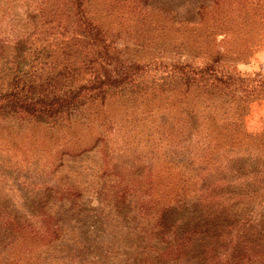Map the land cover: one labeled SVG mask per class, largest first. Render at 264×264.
Listing matches in <instances>:
<instances>
[{"label":"rangeland","instance_id":"1","mask_svg":"<svg viewBox=\"0 0 264 264\" xmlns=\"http://www.w3.org/2000/svg\"><path fill=\"white\" fill-rule=\"evenodd\" d=\"M27 33L41 44L0 56V91L35 68L72 97L0 112V264H221L252 190L264 251V0H0V42ZM203 209V240L167 248Z\"/></svg>","mask_w":264,"mask_h":264},{"label":"trees","instance_id":"2","mask_svg":"<svg viewBox=\"0 0 264 264\" xmlns=\"http://www.w3.org/2000/svg\"><path fill=\"white\" fill-rule=\"evenodd\" d=\"M69 25V26H68ZM74 25V26H73ZM72 27V29H74L75 31V37H76V41L78 42L77 36H78V31L82 30V28H78L77 25L75 24H65L63 26V28L65 30H68V28ZM91 30V28H89ZM81 32V31H80ZM23 38H20L18 36V38L15 37V44H13L12 46H9L8 44V39H4V41L0 42V56L2 57V59H4L5 63H9L12 62L15 59H20V61H26L25 58V49L30 50L31 52V47L35 46V45H40V42H32V36L30 35V33H27V35L22 36ZM37 43V44H36ZM9 48H12V54L8 53L6 54V51H9ZM42 52H45V56H48V51H49V45L46 46H42L40 47V49ZM35 53V51L33 52ZM10 54V55H9ZM34 55V54H33ZM43 55H39V57H42ZM34 59H36L34 57ZM24 63V62H23ZM43 63V60H42ZM48 62H44V66H46ZM10 68V67H8ZM16 73H14L12 75V78L10 80L14 81V83H19V87L17 86L19 91H13V92H1L0 91V95L4 98L3 102L0 103V112L3 110V108H13V110L16 111L15 107L19 108L20 110L26 111L28 113H32L35 115L38 113H46V115H52L55 116L56 114H58L59 112L62 111L63 107L68 105V103H70L69 98H71V94H67L68 91H63L61 93H59L57 96H52V98H49L48 94H46L45 92H43L44 87L47 85L48 80L47 78H42V76H40L39 74H37L35 71V68H29L28 70H22L19 68H15ZM3 71V67L0 66V72ZM26 80V82H25ZM218 81V85L223 87L226 86V80L223 79H216ZM10 84H6V87H10ZM35 85V86H34ZM34 90H36L37 94H31L30 92H34ZM235 91V89L233 88V92ZM56 97V98H55ZM103 96H100V101H102ZM55 100L56 102H52L51 104L49 102ZM52 106H55V108H52ZM259 141V140H257ZM252 202L250 204H248V202H242L241 204H239L242 199H238V197H234L235 199V203H236V207L234 208L237 216H240L243 214L245 219H248L249 223L245 224L244 229L243 230H239V224L238 226H236V233L233 234L232 236H229L227 238H225V246H228L230 248L228 252V254L225 253H221V254H225L224 255V261H221V264H235L233 260L237 259L234 258L233 254H231V251L233 250V246L234 244H240L241 247L247 252V254L245 255L246 259H245V264H247L249 262V258H251L254 262L255 258L253 255H256L257 257L262 258V260L264 261V251L261 252H253V245H255V241L257 240L259 234H261L262 229L259 225L260 221L257 220L256 218H254L253 220H250L247 215H252L253 211L255 216H258L259 212L255 210V208H258V206H256L255 203L257 202H253V200H257L258 196H259V191L257 190H252ZM232 197V196H231ZM237 198V199H236ZM240 201V202H239ZM197 202H200L199 200H197ZM239 202V203H238ZM232 202L228 205L225 206L223 209H229V207L231 206ZM205 208V206H203ZM251 208H253L251 210ZM176 207L173 206V210H175ZM233 210V214L235 215ZM246 212V213H245ZM210 212H206L205 209H203V214L201 215V217L198 219V226L199 229H192L190 231H188L187 229L185 230H181V232L179 234H175L174 232H172V235L168 234L166 236V240L162 241L165 245H168L167 248H171L173 250H179V245H177L178 241H181L183 244L185 242H187V236L188 234H192V235H196V236H201V239L203 240L204 235L206 234V224L208 222H211L213 220V215H209ZM215 216H217L215 214ZM252 217V216H251ZM159 224H161V222H159ZM161 241V240H160ZM158 242V240H155L154 243ZM217 256V255H216ZM244 256L238 257V261H240V259H243ZM221 257H213L214 260L216 259H220ZM220 262V261H218ZM210 264H215V261H210ZM237 264V263H236Z\"/></svg>","mask_w":264,"mask_h":264}]
</instances>
